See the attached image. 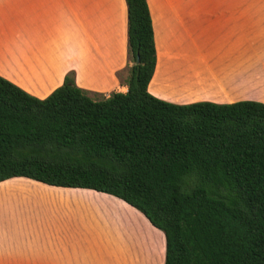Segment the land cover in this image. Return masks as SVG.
I'll list each match as a JSON object with an SVG mask.
<instances>
[{
  "label": "trees",
  "instance_id": "1",
  "mask_svg": "<svg viewBox=\"0 0 264 264\" xmlns=\"http://www.w3.org/2000/svg\"><path fill=\"white\" fill-rule=\"evenodd\" d=\"M126 2V92L92 93L70 72L39 98L0 75V182L113 194L165 233V264H264V102L153 95L150 7Z\"/></svg>",
  "mask_w": 264,
  "mask_h": 264
},
{
  "label": "crops",
  "instance_id": "2",
  "mask_svg": "<svg viewBox=\"0 0 264 264\" xmlns=\"http://www.w3.org/2000/svg\"><path fill=\"white\" fill-rule=\"evenodd\" d=\"M164 100L264 102V0H147ZM253 10V13H252ZM254 16L261 31H250ZM128 55L126 0H0V75L45 98L74 72L109 96ZM166 236L125 200L25 176L0 182V264H165Z\"/></svg>",
  "mask_w": 264,
  "mask_h": 264
},
{
  "label": "rangeland",
  "instance_id": "3",
  "mask_svg": "<svg viewBox=\"0 0 264 264\" xmlns=\"http://www.w3.org/2000/svg\"><path fill=\"white\" fill-rule=\"evenodd\" d=\"M252 2H253V0H252ZM252 13H253V10H252ZM262 25H261V22H259V20H258V22H255V19H254V16H253V14H252V19H251V24H250V31H261L262 30V27H261ZM133 64V62L131 61V65ZM26 91V90H25ZM28 92V91H27ZM29 93V92H28ZM31 94V93H30ZM33 95V94H32ZM50 95V94H49ZM48 95V96H49ZM33 96H35V95H33Z\"/></svg>",
  "mask_w": 264,
  "mask_h": 264
},
{
  "label": "water",
  "instance_id": "4",
  "mask_svg": "<svg viewBox=\"0 0 264 264\" xmlns=\"http://www.w3.org/2000/svg\"><path fill=\"white\" fill-rule=\"evenodd\" d=\"M140 61L139 57H138V62Z\"/></svg>",
  "mask_w": 264,
  "mask_h": 264
}]
</instances>
